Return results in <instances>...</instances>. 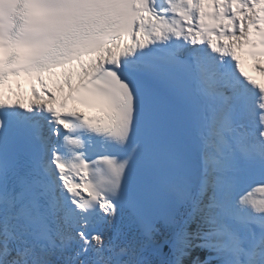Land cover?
Returning a JSON list of instances; mask_svg holds the SVG:
<instances>
[{"label": "snow or ice", "instance_id": "obj_1", "mask_svg": "<svg viewBox=\"0 0 264 264\" xmlns=\"http://www.w3.org/2000/svg\"><path fill=\"white\" fill-rule=\"evenodd\" d=\"M242 55L264 75V0H0V264H264Z\"/></svg>", "mask_w": 264, "mask_h": 264}, {"label": "bare ground", "instance_id": "obj_2", "mask_svg": "<svg viewBox=\"0 0 264 264\" xmlns=\"http://www.w3.org/2000/svg\"><path fill=\"white\" fill-rule=\"evenodd\" d=\"M244 59H246V56L242 55L241 62ZM252 65H253V61H252ZM253 67H254V65H253ZM45 82L47 83L48 88L51 89V91L53 93H55V96H56L55 104H57V106H60L59 101L63 95L60 91V87L63 86L64 87V93L65 94L67 93V87L63 85V78L59 75H53L51 77L46 76ZM73 83H75V78H73ZM35 86H36L37 90L40 89L39 84H35ZM6 100H9V101L19 100L21 103L27 104L29 101L34 100V97H33L32 92L30 90L24 89V91H22L20 95H16V94L12 95L11 94L10 96L7 97ZM50 106L54 107V108L56 107V106H53L52 104ZM73 106H74V103L71 100H69L67 103V108L66 109L62 108V112L68 111V110H74Z\"/></svg>", "mask_w": 264, "mask_h": 264}, {"label": "rangeland", "instance_id": "obj_3", "mask_svg": "<svg viewBox=\"0 0 264 264\" xmlns=\"http://www.w3.org/2000/svg\"><path fill=\"white\" fill-rule=\"evenodd\" d=\"M57 98H58V97H57ZM52 105H57V104L53 103Z\"/></svg>", "mask_w": 264, "mask_h": 264}]
</instances>
